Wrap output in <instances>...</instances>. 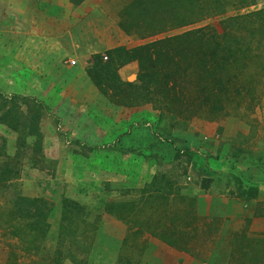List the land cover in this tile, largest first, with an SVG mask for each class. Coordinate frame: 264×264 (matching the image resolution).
I'll use <instances>...</instances> for the list:
<instances>
[{
  "label": "rangeland",
  "instance_id": "374dc122",
  "mask_svg": "<svg viewBox=\"0 0 264 264\" xmlns=\"http://www.w3.org/2000/svg\"><path fill=\"white\" fill-rule=\"evenodd\" d=\"M107 11L111 13L112 9L108 8ZM191 17L194 20L186 25L169 26L147 36H139L136 30L128 35L136 38L133 43L137 47L194 30H202L206 40L215 41L205 44V48L196 43L192 49L187 47L176 53V62L167 67L168 71L173 72L169 84L165 86L169 91L163 92L158 87V78L153 76L155 87L151 86L150 90L159 91L161 95L154 94L151 103L126 107L151 105L155 114L153 122L146 126L141 121L143 114L122 118L114 134L109 135L107 143L114 140L119 133L122 137L129 138L151 136L153 144L157 140L167 141L162 147L155 146L146 152V158L152 161L150 169L156 172V176L154 175L153 184L151 182V186L146 188L145 195L112 192L107 186L104 194L95 191L83 194L76 191L66 183L70 178L75 180L74 176H67V173L64 175L62 171L65 168L63 154L68 147L71 145L77 154L83 156L90 153L89 157L93 159L87 162L85 168L89 172L94 169L98 153L111 152L106 147L103 148L101 143L96 145L91 142L89 137L94 130L91 132L88 125H94L93 120L88 122L89 120L82 119L84 127L75 131L82 132L81 138L87 142L76 144L79 140L75 138L80 137V134L71 132V143V140H65L68 134L65 129L75 124L72 123L74 120L69 107L62 105L59 108L56 106L55 111L48 108L37 111L39 106L33 99L15 96L12 104L17 105V110L24 114L17 120L16 115H11L8 111L10 99L7 100L8 105L0 99V119L5 113L8 123L0 121V264H113L112 256L104 257L101 250H98L105 240L111 239H96L100 222H106L107 216L111 218V211L120 214L121 218L115 217L120 223L127 225L128 221L136 225L139 234L150 227L151 233L157 236L158 228L162 229L163 233L159 235H163L174 245H180L182 238L186 240L193 235L194 246L198 244L203 247L197 260L206 263V248L212 243L213 234H209L205 227L206 233H199L196 229L197 235L192 231L194 226L191 218L183 215L181 219L176 214L178 209L172 212L175 214H171L170 210L174 206V200L177 202L176 200L182 198L181 192L189 190L186 188L188 186H194L195 178L198 179L200 191L227 198L230 194L223 189V180L215 186V190H211L213 186L210 187L211 191L205 187L211 184L215 176L218 177V171L230 170L236 167L238 161L242 164L248 157L264 165V155L259 154L264 152V0H198ZM155 22L159 23L157 20ZM131 49L133 48L128 50ZM103 55L109 57L106 53L102 54L101 60ZM109 59L101 62L105 64ZM131 63L135 64L136 75L128 72L125 76L128 77L127 82L136 83L138 65L136 62ZM131 63L122 66L115 62L119 66L118 73L121 68ZM220 70L222 72L217 74ZM216 79H221L220 83L225 86V92L221 93L222 101L215 109L212 108L213 105L203 101V93L210 88L209 82H212L213 87L219 86ZM102 81L103 87L113 96L114 89L110 86L112 81L109 78ZM0 84H3L2 8ZM161 88L164 89V85ZM106 98L112 105L124 107L114 104L109 97ZM121 100L124 103L130 101L125 96ZM35 111L39 112L38 122L44 113V117L53 124L52 127L55 126L52 140L45 142L47 136L41 132L34 143L25 141V138L20 141V133L16 135L17 132L8 126L11 124L20 130L24 125H32L33 129ZM91 114L95 120L101 118L98 113ZM3 127L12 130L13 146L17 148L8 156L4 152L7 147L3 151ZM36 127L37 130L40 129V124L37 123ZM97 127L107 134L108 127L105 123ZM146 129L150 130L147 132ZM27 131H30L29 128ZM19 143H23V146ZM20 147L25 148L26 152L21 154ZM139 150L142 156L143 150ZM122 151L124 148L121 147L118 152ZM47 152H53L51 158L42 159ZM33 154H38L40 158ZM219 156H223L220 165H224L217 171L209 168V165L214 166L213 162ZM210 161L212 162L208 165ZM138 163L128 158L118 162V167H113L110 162L111 168L108 171L117 168L123 176L129 175L139 168ZM32 166L36 168L34 172L30 169ZM200 170L210 171L211 174L206 177L200 174ZM89 172V177L95 175L94 171V175ZM105 178L111 179L110 176ZM187 219L192 227L187 226ZM34 224L37 229H33ZM101 239H105L104 242ZM257 258L260 260L258 264H264V256L258 254ZM115 264L124 263L115 261Z\"/></svg>",
  "mask_w": 264,
  "mask_h": 264
},
{
  "label": "crops",
  "instance_id": "0c3cea01",
  "mask_svg": "<svg viewBox=\"0 0 264 264\" xmlns=\"http://www.w3.org/2000/svg\"><path fill=\"white\" fill-rule=\"evenodd\" d=\"M131 1L0 0V8L3 9V84H0L3 91H0V95H3L4 100L14 99L15 96L31 98L39 106L37 111L42 108L55 111L56 106L59 108L62 105L69 107L74 120L72 123L75 124H71L69 130L65 129L68 133L65 140H71L72 143V133H78L80 137L75 138L79 140L76 144L87 142L81 138L82 132L75 131L84 127L83 120H93L94 125H88L91 132L94 130L89 137L91 142L96 145L101 143L103 148L111 151H101L97 154L96 164L92 169L95 175L93 171L85 169L87 162L93 159L89 157L90 153H87L88 156L77 154L75 148L70 145L63 154V174L67 173V176L73 175L75 178H70L66 183L83 194L89 191L104 194L107 192V186L112 192L145 195L146 188L151 186V182L153 184L156 174L150 169L152 161L146 158V152L155 146L162 147L167 142L157 140V143L153 144L151 136L129 138L122 137L119 133L114 140L107 143L109 135L114 134L122 118L143 114L141 121L148 126L155 119V114L151 105L136 108L112 105L97 90L88 74L89 70L93 71V57L100 59L105 53L109 56L119 47H137L136 43H133L136 38L128 36L120 26L121 10ZM108 8L112 9L111 13H108ZM71 61L75 64L70 65ZM135 71V64L131 63L121 68L119 76L123 81H128L125 75L128 72L133 75ZM91 112L98 113L101 118L95 120ZM136 118L139 120L138 116ZM99 120L101 121L97 124ZM37 123L40 124L41 130H37L35 125L25 137L20 131H15L16 135L20 133V141L25 138V141L34 143L41 132L47 136L45 142L52 140L55 126L52 127L53 124L44 117V113ZM102 123L108 127L106 135L102 128L97 127ZM146 130L148 132L150 129ZM11 131L3 127V151L7 147L4 151L7 156L17 149L13 146ZM19 144L23 146V143ZM121 147L124 148L123 153L118 152ZM20 149L21 154L26 152L25 148ZM139 149L143 150L142 156ZM52 154L53 152H47L46 157L42 159H50ZM259 154L264 155V152ZM128 158L139 162V168L123 176L122 172L119 173V170L113 167H118V162ZM167 158L164 157L165 160ZM222 158L223 156H219L218 160L213 162V167L209 165L212 161L208 162L209 168L219 170L220 166L224 165H220ZM251 159H244L242 164L238 161L236 167L230 170L218 171L222 176H215L211 184L205 186L208 191L215 190V186L223 180V189L231 197L205 194L203 190L198 189L199 182L195 178L194 186L186 187L189 190L181 192L182 198L176 200L177 202L174 200L171 214H175L172 212L178 209L176 214L181 219L183 215L191 218L194 226L192 231L197 235L201 231L206 233L205 227L209 234H213L212 243L206 248V263L197 260L203 247L198 244L194 246L193 235L186 240L182 238L180 245H174L169 243V239L159 235L163 233L162 229L158 228L157 236L151 233L150 227L139 234L136 225L128 221L125 225L115 220V217H121L118 212L113 211L111 218L106 215L104 224L100 222L99 231L96 233L97 240L106 237L111 241L104 239L105 243L98 250H101L100 253L104 257L112 256L113 264L115 261H122L124 264H258L260 260L257 255L264 256V165ZM110 162L112 171H108V168H111ZM30 169L33 172L36 170L33 166ZM88 172L94 176L89 177ZM37 173L39 174L38 171ZM200 174L209 177L211 173L200 170ZM105 176H110L111 179ZM212 186L214 188L210 190ZM188 219L186 224L191 226Z\"/></svg>",
  "mask_w": 264,
  "mask_h": 264
},
{
  "label": "trees",
  "instance_id": "16d2710c",
  "mask_svg": "<svg viewBox=\"0 0 264 264\" xmlns=\"http://www.w3.org/2000/svg\"><path fill=\"white\" fill-rule=\"evenodd\" d=\"M71 1L75 2V0ZM197 1L198 0H132L121 10L120 26L127 34H131L136 30L140 33V36H147L160 32L169 26L186 25L194 20L191 16L194 13ZM151 10L153 11L149 14ZM156 20L159 23L155 22ZM204 37L205 35L202 30H194L135 47L131 50L119 47L109 54L108 59L111 58L109 62L105 64L101 62V58L99 59L97 56L93 57L95 60L93 71L89 70L88 74L97 89L118 106L130 107L139 105L140 103H151L154 94L161 95L159 91L153 92L150 90V87L154 86L153 83H155L153 81V76L158 78L157 80L160 84L158 87L163 92L169 91L165 86L169 84L168 81L173 72L168 71L167 67H169L171 63L176 62L175 54L180 53L183 48L186 49L188 47L192 49L196 43V45H203V47L205 44L215 43V41L210 39L206 40ZM198 47L200 48V46ZM115 62L122 66L131 62H136L138 65L136 83L123 81L118 73L119 66L115 65ZM220 72L222 71L220 70L216 73L218 74ZM104 78H109L112 81L110 86L114 89L115 94H113V96L109 95L107 89L103 87L102 80ZM220 80H217L219 83L218 87H213L212 82H209L210 88H208L206 93H203V101L213 105L214 107L212 106V108H215L216 105H220L223 98V94L221 93L225 92V86L220 83ZM163 85L164 89L161 88ZM122 96H125L128 100L130 99V101L124 103V101L121 100ZM0 99L3 103L5 102L8 105L7 100H4L2 96H0ZM12 100L13 99L10 100L11 104L8 111L11 115H16L15 119H21L23 113L17 110L18 107L12 104ZM218 108L220 109V107H217V109ZM34 114L36 115L33 116L32 120L33 124L36 125L39 114L37 111H35ZM6 116L7 114L4 113L0 121L7 123ZM8 126L14 131H20L23 137L32 130V125H24L20 130L11 124ZM27 128H29L30 131H27ZM33 227V229H37L35 224Z\"/></svg>",
  "mask_w": 264,
  "mask_h": 264
},
{
  "label": "built area",
  "instance_id": "2783aa9c",
  "mask_svg": "<svg viewBox=\"0 0 264 264\" xmlns=\"http://www.w3.org/2000/svg\"><path fill=\"white\" fill-rule=\"evenodd\" d=\"M102 60H103V61H107V60H108L107 56L103 55ZM69 64H70V65H74L75 62H74V61H71V62H69Z\"/></svg>",
  "mask_w": 264,
  "mask_h": 264
},
{
  "label": "bare ground",
  "instance_id": "6f19581e",
  "mask_svg": "<svg viewBox=\"0 0 264 264\" xmlns=\"http://www.w3.org/2000/svg\"><path fill=\"white\" fill-rule=\"evenodd\" d=\"M131 78H132V77H131ZM131 78H130V79H131Z\"/></svg>",
  "mask_w": 264,
  "mask_h": 264
}]
</instances>
